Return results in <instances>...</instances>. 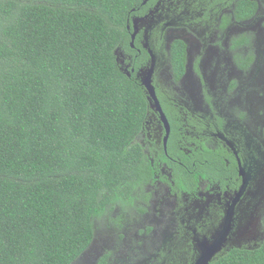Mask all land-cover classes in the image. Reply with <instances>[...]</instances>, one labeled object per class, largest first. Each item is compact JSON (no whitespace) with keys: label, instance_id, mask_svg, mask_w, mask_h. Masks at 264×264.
Segmentation results:
<instances>
[{"label":"flooded vegetation","instance_id":"af4514ba","mask_svg":"<svg viewBox=\"0 0 264 264\" xmlns=\"http://www.w3.org/2000/svg\"><path fill=\"white\" fill-rule=\"evenodd\" d=\"M120 70L147 109V179L73 264H209L264 240V0H140ZM150 76V89L143 79ZM230 230L226 235V218Z\"/></svg>","mask_w":264,"mask_h":264},{"label":"trees","instance_id":"16d2710c","mask_svg":"<svg viewBox=\"0 0 264 264\" xmlns=\"http://www.w3.org/2000/svg\"><path fill=\"white\" fill-rule=\"evenodd\" d=\"M140 0H0V264H73L147 179L117 63ZM212 264H264V240Z\"/></svg>","mask_w":264,"mask_h":264},{"label":"water","instance_id":"95a60500","mask_svg":"<svg viewBox=\"0 0 264 264\" xmlns=\"http://www.w3.org/2000/svg\"><path fill=\"white\" fill-rule=\"evenodd\" d=\"M143 82H144V84L150 89L151 94H153V88L151 87L152 85H151V78H150V76H148L147 78H144V79H143ZM229 218H230V217L226 218V224H225V242H226V235L229 233V230H230ZM223 242H224V239H223V238L219 239V244H220V246L215 247V248L212 249V251L209 252V253H208V252H207V253H204V254H206V255H202V256L200 257L199 261H198L196 264H209L210 261L212 260V257H213L216 253H218V252L220 251V249H221V245L223 244Z\"/></svg>","mask_w":264,"mask_h":264}]
</instances>
